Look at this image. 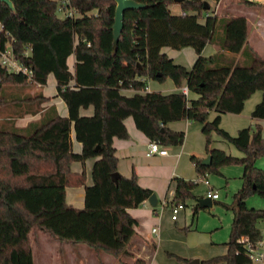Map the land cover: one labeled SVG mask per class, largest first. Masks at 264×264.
<instances>
[{
  "label": "trees",
  "instance_id": "trees-1",
  "mask_svg": "<svg viewBox=\"0 0 264 264\" xmlns=\"http://www.w3.org/2000/svg\"><path fill=\"white\" fill-rule=\"evenodd\" d=\"M61 1L11 0L13 10L0 2V48L8 42L15 58L31 71L29 78L0 65V264H34L31 243L37 231L63 238L42 222L69 209L68 187H84L81 211H111L117 218L116 230L136 223L128 209L137 208L152 191L137 185L134 173L118 174L116 183L111 179L117 172L112 141L127 138L126 117L150 142L166 147L181 145L185 137L182 131L168 128L169 122L186 119L201 125L209 164L191 155L197 178L172 179L171 202L184 205L193 198V216L202 208L192 195L198 178L207 172L218 174L222 165L242 166L241 185L232 202L223 204L232 214L224 243L227 250L201 264H250L245 244L264 239L256 226L264 220V209L248 208L245 200L251 194L264 197V170L255 165L257 158L264 157V132L257 123L238 129L233 136L220 127V115L240 113L256 90L262 95L250 117L264 120V57L247 44L245 17L221 16L211 7L205 10V0H181L178 4L184 14L170 11L168 5L174 0H135L145 6L124 12L123 29L113 50L112 0H66V5ZM65 8L72 12H64ZM207 43L216 46L214 55L201 54ZM166 46L175 50L189 46L197 58L187 69L160 52ZM70 54L76 60L71 73L66 64ZM48 74L53 75L56 95L67 107L66 117L55 107H42L46 98L40 91L24 92L45 85ZM167 77L177 91L146 90L147 80L162 82ZM183 84L187 96L179 91ZM126 89L135 93L127 96L122 92ZM89 105L93 113L81 115L79 109ZM209 111L214 112L211 121L206 119ZM24 113L40 116L23 128L16 127L14 117ZM72 132L81 144L79 152L72 151ZM212 133L243 156L211 148ZM90 157L98 158L90 169L91 183L85 185L84 171H71L70 165ZM134 264L145 262L140 259Z\"/></svg>",
  "mask_w": 264,
  "mask_h": 264
},
{
  "label": "crops",
  "instance_id": "crops-1",
  "mask_svg": "<svg viewBox=\"0 0 264 264\" xmlns=\"http://www.w3.org/2000/svg\"><path fill=\"white\" fill-rule=\"evenodd\" d=\"M222 1L223 0L214 2L215 7L212 8L211 11L214 10L215 12H219L218 8ZM250 1L255 2L257 5H243L236 1L223 4V6L221 5L222 7H220V9H222L220 10V15L230 16L236 14L244 16L248 22L247 44L264 57V14L262 13V11H264V2L261 0ZM168 7L173 14H181L183 12L178 3L170 4ZM198 21L203 22V18H199ZM216 49L215 45L207 43L201 50V54L204 56H211L214 55ZM160 52L171 58L174 63L184 66L187 69L197 58V55H195L193 49L189 46L182 47L180 50H175L166 46L162 47ZM239 57L240 54H237L236 58L238 59ZM75 61L73 54L67 57L66 64L70 73L74 70ZM146 90L148 92L159 91L163 94H168L169 92L177 91V87L162 88L161 84L154 85L151 79L147 80ZM39 91L46 98V101L41 103L42 107L48 108L52 106L55 107V110L60 116L66 117L68 115L67 107L62 99L56 95L55 79L52 74H48L45 85L35 86L32 89H25L24 92L34 94ZM122 92L127 96L135 93L134 90L129 89L123 90ZM190 97L195 98L196 96L190 94ZM259 98L260 95L256 96L253 102H257ZM79 113L88 116L93 113V106L89 105L88 108H80ZM235 115L238 114H234V116ZM4 116H6V114ZM39 116V114L32 115L31 113H24L23 116L14 117L13 121L16 127L23 128L28 121L37 120ZM221 117L222 115L220 118ZM222 119L223 118H221V120ZM123 121L127 131V138H113L112 141L115 150L114 153L117 157V173L125 177H129L134 173L136 175L137 185L150 189L156 196L157 204L155 207H151L148 202L144 200L137 208L128 209V213L135 219L136 223L132 226L123 225L119 230H116L115 224L117 218H115L111 211H81L84 205V187H68L66 188L65 202L69 206V209L57 215L47 217L43 219L42 222V226L50 228L56 235H60L63 238H58L44 230L37 231L34 237H32L31 252L32 257L35 253L38 260L37 264H43L42 261L45 259L43 249H45V252H49L51 258L55 257V259L58 260L56 264H128L125 257L126 255L130 256V264H134L135 260L140 259L143 260L145 264H170V262H168L169 260H165L163 251L175 254L178 261L172 264H191L190 261L194 258L201 264V262L206 259L224 254L227 247H225L223 253L220 254H216L212 251L213 249H205L206 252L203 254L192 252L188 256L180 254V252L174 250V248H168V243H170L169 241L171 238H166L165 236L172 232L165 231L163 218L160 215V211L169 206L174 194L175 184L172 180L173 177L192 180L194 178L193 174L196 173L191 161L183 163L182 157L191 154L202 160L208 156L205 148V154L198 155V153H195L196 151L184 149L182 143L179 145V149H177L176 146L167 147L169 153L167 156H160L157 154L146 156L145 152L150 143L149 139L135 128L134 121H132L131 117H126ZM181 123L183 124V128H179ZM254 123L259 124L264 132V120H254ZM167 127L176 131H182V129H184V131L186 130V137H188L189 132L193 130L194 126L193 122L184 119L169 122ZM183 134L185 135L184 132ZM70 139L72 151L79 152L81 150V144L74 139L73 132L70 135ZM97 158L98 157H90L83 163L74 161L70 165V170L74 172L84 171L85 185H90V169ZM263 158L264 157L257 158L255 160V165L264 170ZM216 200H210L209 205ZM163 201H168L169 204L164 206L162 204ZM260 206L264 205L260 204ZM157 207H159V210ZM175 220H177V217L174 221ZM258 222L256 223L257 228ZM152 229H155V232H152ZM39 233L47 234L49 238L40 239L39 242ZM262 235L264 236L263 233ZM75 239L81 241H71ZM158 242H164L163 246L158 244ZM87 244L103 246L108 248V251L100 247H90ZM158 257L163 259V261L160 262ZM216 264L224 263L220 261Z\"/></svg>",
  "mask_w": 264,
  "mask_h": 264
},
{
  "label": "rangeland",
  "instance_id": "rangeland-1",
  "mask_svg": "<svg viewBox=\"0 0 264 264\" xmlns=\"http://www.w3.org/2000/svg\"><path fill=\"white\" fill-rule=\"evenodd\" d=\"M208 3V6L214 8V1L205 0ZM235 2V0H223L219 5L218 11L220 12V7L223 4H229L231 2ZM264 2V0H261ZM222 5V6H221ZM264 14V11H262ZM59 16H62L59 14ZM153 84H161L162 88H170L173 87V82L170 78L167 77L162 82L153 80ZM260 95L259 100L261 99L262 91L256 90L254 91L248 99L244 102L243 109L238 115L234 114H221L223 118L220 120V127L224 129L231 136L236 135L238 129L246 128L249 126H253L254 119L250 117V111L253 107L259 102H253L256 96ZM253 103V104H252ZM220 115V116H221ZM214 116L213 111H209L207 115V120L211 121ZM178 125V124H177ZM193 130H191L186 137V130L182 129V132L185 133V138L183 141L184 149H190L192 151H196L195 153L205 154L204 151V141L205 136L200 132L201 125L199 123L193 122ZM179 128H183V124L179 125ZM263 132V131H262ZM212 135L211 148H219L224 150L226 153L231 156L241 157L243 153L239 150H236L230 144L221 139L218 135ZM179 149V145L176 146ZM191 154H187L182 157L183 163L189 162V156ZM264 160V158H263ZM257 166V165H256ZM258 167V166H257ZM242 173V166L239 164H230V165H222L219 168V173H211L207 172L205 174V179H207L210 186H207L203 182L202 177L198 178L197 185H195L192 189V195L198 199V201L202 200L205 197V193L207 190L216 191L218 198L214 203H211L209 206H203L201 209L197 211L195 216L192 215V206L196 203L195 200L191 197L187 198L186 203L183 205V208L178 211L176 214L177 220L171 219L170 206L165 207L160 211V215L163 218V225L166 232H172L171 234H167L166 238H171L168 243V248H174L180 252V254L190 255L192 252L203 254L206 252L205 249H213L216 254L223 253L225 249L224 243L228 240L229 237V227L232 219V214L229 210H226L223 207V204H230L232 202V195L235 191L240 187L241 181L240 176ZM193 179L197 178L196 173L193 174ZM245 204L248 208H256V209H264V197H260L257 194H251L246 197ZM159 210V207H157ZM47 224V223H46ZM258 228L264 234V220L258 222ZM39 242L40 239L49 238L47 234H38ZM161 246H163L164 242H158ZM36 251V249H35ZM45 259L42 261L43 264H56L58 260L55 257L50 256L49 252H45ZM52 252V251H51ZM38 253V252H37ZM165 260H169L170 264L175 261H178L174 253L164 252ZM34 264L38 263L37 257L34 253ZM43 257V258H44ZM126 261L128 264L131 263L130 256L126 255ZM159 261H163V259L159 258ZM196 259V258H194ZM52 260V261H51ZM166 262V261H165ZM188 262V261H187ZM169 264V263H168Z\"/></svg>",
  "mask_w": 264,
  "mask_h": 264
},
{
  "label": "built area",
  "instance_id": "built-area-1",
  "mask_svg": "<svg viewBox=\"0 0 264 264\" xmlns=\"http://www.w3.org/2000/svg\"><path fill=\"white\" fill-rule=\"evenodd\" d=\"M62 4L66 5V0L61 1ZM63 9V7L59 8V10ZM64 12L71 13L72 10H68L67 8L64 9ZM184 14V12H182ZM0 65L5 70L7 69L9 72L13 73H24L30 78L31 71L30 69L25 66L23 63H21L19 60H17L13 54V49L11 45L7 42L6 45L3 48H0ZM146 88V87H145ZM179 91L187 96L188 95V88L183 84L181 88H179ZM146 156H151L153 154H157L160 156H167L168 150L166 146L159 145L156 141L150 142L148 144L147 151L145 152ZM203 182L210 186V183H208L207 179H205V174L203 175ZM205 197H207L210 200H216L218 198V195L215 191L208 190L205 194ZM146 201V200H145ZM162 204L165 206L169 204L168 201H163ZM170 216L174 220L176 219L177 212L183 208V205L181 203H174L170 202ZM152 232H155V229L151 230ZM246 253L247 258L251 262L250 264H264V239L255 242L253 244L246 243Z\"/></svg>",
  "mask_w": 264,
  "mask_h": 264
},
{
  "label": "water",
  "instance_id": "water-1",
  "mask_svg": "<svg viewBox=\"0 0 264 264\" xmlns=\"http://www.w3.org/2000/svg\"><path fill=\"white\" fill-rule=\"evenodd\" d=\"M114 2V16H113V23H112V41H113V50L116 49L117 43H118V37L123 29V14L127 10H133V9H139L143 8L145 5L142 3H139L135 0H112ZM181 0H174L175 3H179ZM1 3L6 4L10 9H14L11 0H0ZM204 9H209L208 3L206 1H203ZM210 162V157L207 156L201 160V164L208 165ZM118 177V173H112L111 179L113 182L116 183ZM146 201L151 207H155L157 204L156 196L154 193H152ZM199 204L201 207L203 206H209L210 199L207 197L203 198L199 201ZM191 264H199L196 259H193L190 261Z\"/></svg>",
  "mask_w": 264,
  "mask_h": 264
}]
</instances>
